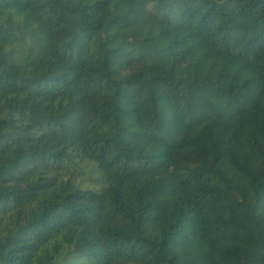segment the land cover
<instances>
[{"label":"trees","instance_id":"1","mask_svg":"<svg viewBox=\"0 0 264 264\" xmlns=\"http://www.w3.org/2000/svg\"><path fill=\"white\" fill-rule=\"evenodd\" d=\"M248 258L264 0H0V264Z\"/></svg>","mask_w":264,"mask_h":264},{"label":"rangeland","instance_id":"2","mask_svg":"<svg viewBox=\"0 0 264 264\" xmlns=\"http://www.w3.org/2000/svg\"><path fill=\"white\" fill-rule=\"evenodd\" d=\"M100 173L94 167L92 162H84L81 164V170H80V176L75 181V184L78 186L84 188V189H91V190H97L100 186L99 179ZM60 264H86V263H80L76 261H62ZM244 264H262L261 261L258 259H251L248 258L245 260Z\"/></svg>","mask_w":264,"mask_h":264},{"label":"clouds","instance_id":"3","mask_svg":"<svg viewBox=\"0 0 264 264\" xmlns=\"http://www.w3.org/2000/svg\"><path fill=\"white\" fill-rule=\"evenodd\" d=\"M260 261V260H259Z\"/></svg>","mask_w":264,"mask_h":264}]
</instances>
